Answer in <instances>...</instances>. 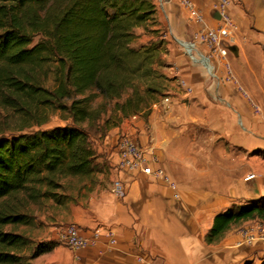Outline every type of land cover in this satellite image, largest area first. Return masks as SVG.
<instances>
[{
  "label": "crops",
  "instance_id": "obj_1",
  "mask_svg": "<svg viewBox=\"0 0 264 264\" xmlns=\"http://www.w3.org/2000/svg\"><path fill=\"white\" fill-rule=\"evenodd\" d=\"M154 1L168 48L161 72L178 87L166 92L169 105L151 107L145 118H125L94 139L98 171L72 195L66 220L95 244L58 245L33 264H75V258L78 264L264 261V224L258 220L233 226L218 243L205 241L217 214L264 196V0L230 1L238 29L226 45L237 53L210 63L200 55L203 48H183L199 27L189 12L176 0L162 6ZM191 1L213 24L220 0ZM122 134L155 149L176 190L154 176L119 169L116 144ZM250 174L255 177L245 180ZM116 180L124 186L122 197L112 191Z\"/></svg>",
  "mask_w": 264,
  "mask_h": 264
},
{
  "label": "trees",
  "instance_id": "obj_2",
  "mask_svg": "<svg viewBox=\"0 0 264 264\" xmlns=\"http://www.w3.org/2000/svg\"><path fill=\"white\" fill-rule=\"evenodd\" d=\"M167 53L154 0H0V264L56 247L23 230L32 206L66 207L65 183L95 178L94 139L166 96ZM56 112L71 124L25 132ZM249 220L264 224V196L217 214L205 241Z\"/></svg>",
  "mask_w": 264,
  "mask_h": 264
},
{
  "label": "built area",
  "instance_id": "obj_3",
  "mask_svg": "<svg viewBox=\"0 0 264 264\" xmlns=\"http://www.w3.org/2000/svg\"><path fill=\"white\" fill-rule=\"evenodd\" d=\"M164 0H158V6H162ZM183 8H185L190 17L199 24L198 29L194 32L192 39L182 42L183 48L188 53H198L199 48L205 50V54H200L207 63L215 59L227 58L229 48L227 47V39L231 32L238 29L237 23L230 17L228 9L231 0H220L214 5V12L219 13V18L212 17L213 24L208 22L206 15L191 0H176ZM181 85L186 92L192 93V87L186 81L182 80ZM170 104L168 96L161 97L154 102L151 107L159 105L167 106ZM139 115H133L135 119ZM118 166L123 171H140L143 174L154 176L169 184L171 188L176 190V183L172 181L170 176L158 164L160 162L159 155L156 154L152 147L141 146L133 137L128 134H122L118 137L116 144ZM254 174L248 175L245 180L254 178ZM112 191L116 196H124V186L120 180L113 183ZM178 196V194H176ZM60 240L68 246L76 249L85 248L95 244V239L85 236L81 229L75 224L66 225L59 234ZM115 242L114 234L108 232ZM264 238V234L261 236ZM78 258H75V264Z\"/></svg>",
  "mask_w": 264,
  "mask_h": 264
},
{
  "label": "rangeland",
  "instance_id": "obj_4",
  "mask_svg": "<svg viewBox=\"0 0 264 264\" xmlns=\"http://www.w3.org/2000/svg\"><path fill=\"white\" fill-rule=\"evenodd\" d=\"M140 33V30L138 31ZM141 38L137 41L138 44H144L149 40V37L146 35H143ZM38 40V37L34 38V43ZM205 52V50H204ZM232 52L229 50L228 56H230ZM162 69V68H161ZM163 74V73H162ZM166 85V92H168L170 89L176 90L178 85L177 83H174L175 86L172 85L171 80L168 78V81L165 82ZM71 124V120L68 118V115L66 113L56 112L53 114L48 122L41 126H33L31 128H27L25 132L32 133L38 130H51L56 127H65L66 125ZM91 133V137H98L93 132ZM94 142V141H93ZM95 148L96 144L94 142ZM97 151V149H96ZM100 156V155H98ZM80 183L77 180H70L65 183V190L66 193L72 197L76 193V189ZM70 201V200H69ZM33 212L35 214V220L32 225L26 227L25 230L28 235L35 240L36 243H52L56 246L58 245H67L64 244L60 238L58 237L59 232L69 224L67 222V207H61V208H39L38 206H32ZM34 259L31 261V264H33ZM254 264V263H250Z\"/></svg>",
  "mask_w": 264,
  "mask_h": 264
},
{
  "label": "water",
  "instance_id": "obj_5",
  "mask_svg": "<svg viewBox=\"0 0 264 264\" xmlns=\"http://www.w3.org/2000/svg\"><path fill=\"white\" fill-rule=\"evenodd\" d=\"M213 17H215V18H219V13H218V12H214ZM229 50H230L232 53H234V54L237 53V47H236V46H231V47L229 48Z\"/></svg>",
  "mask_w": 264,
  "mask_h": 264
}]
</instances>
